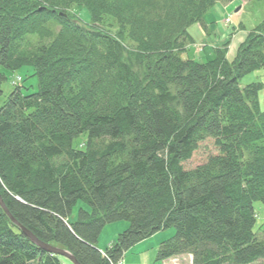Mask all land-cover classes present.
<instances>
[{
    "label": "trees",
    "instance_id": "1",
    "mask_svg": "<svg viewBox=\"0 0 264 264\" xmlns=\"http://www.w3.org/2000/svg\"><path fill=\"white\" fill-rule=\"evenodd\" d=\"M233 1L0 0V97L3 70L38 78L37 93L17 85L0 107V194L20 224L80 264H117L169 229L158 262L264 264V85H240L264 69V20L233 62L227 43L205 63L182 58L191 28ZM208 139L219 154L185 170ZM79 202L89 211L72 222ZM121 222L102 253L103 230ZM0 264L63 263L0 207Z\"/></svg>",
    "mask_w": 264,
    "mask_h": 264
},
{
    "label": "rangeland",
    "instance_id": "2",
    "mask_svg": "<svg viewBox=\"0 0 264 264\" xmlns=\"http://www.w3.org/2000/svg\"><path fill=\"white\" fill-rule=\"evenodd\" d=\"M236 1L237 2L235 4L230 6V15L227 13L228 9H226L230 3H220V5H217L207 13L204 20L208 28L211 29L212 33L209 37H207V39L196 35L199 45L201 42L205 41L206 47L202 48L203 46H200L196 48V50L189 48L182 58H190L197 60L198 62L205 63L215 58V48L222 47V45L227 43L229 44V48L227 50L226 58L229 62H233L235 60L241 45L248 37L249 31L258 26L264 20V0ZM223 7H226V13ZM237 8L238 13L236 12V14H234ZM72 9V12L76 13L84 23L89 22L90 15L87 10L80 8ZM111 23L113 24V27L116 28V24L113 21H111ZM56 31L58 32V27L56 28ZM30 42H32V40H30ZM3 72L7 76V81H5L2 86L3 95L0 97V107L5 105L10 94L14 91V83L18 84V86L21 87L23 93L26 95L38 92V78L35 76L33 77V68L26 67L14 73L7 70H3ZM19 78H21L23 81L19 82ZM257 83H262L264 85V69L258 72L250 73L240 80V85L242 88ZM260 104L262 110L264 111V91L260 93ZM218 154L219 151L215 145V141L212 139L205 140L199 144V147L193 154L192 158L184 163V168L188 171L195 170L196 168L206 164L210 157L216 156ZM80 209L89 211L88 207L84 203L79 202L74 208L72 216H70L71 221H73V219L77 221L78 212ZM255 210L257 214L255 234L259 240H264V204L256 203ZM122 226H125V224L117 223L115 226H108L106 228L101 237L100 243V246L103 248V250H106L109 247L110 242L113 243L117 239L118 235L115 237V234H119L118 232L121 231L119 227ZM120 233H122V231ZM174 235L175 229H169L159 233L158 240L160 241V238H163V240L166 241L172 238ZM147 253L148 254H142L139 256H131L132 259L130 258L128 260H130L129 262L133 264H143L146 260H148V262L151 260L149 264H154L155 260H152V257L154 256L155 251ZM61 261L63 264H69L66 260L61 259ZM187 264H189V260L187 261Z\"/></svg>",
    "mask_w": 264,
    "mask_h": 264
},
{
    "label": "crops",
    "instance_id": "3",
    "mask_svg": "<svg viewBox=\"0 0 264 264\" xmlns=\"http://www.w3.org/2000/svg\"><path fill=\"white\" fill-rule=\"evenodd\" d=\"M223 9H224V11H225V7H223ZM225 13H226V11H225ZM210 30V33H211V29H209ZM191 33H192V35H193V37L196 39V41H197V38H196V35L197 36H201V38L203 37L202 36V34H201V31H200V29H199V27H193L192 29H191ZM121 223H124L125 224V226H122V227H119L120 229H121V231L123 232V231H125V230H127L128 228H129V225H128V223H125V222H121ZM117 224V223H116ZM116 224H113V225H109V226H115ZM120 224V223H119ZM108 227V226H107ZM106 227V228H107ZM106 228L104 229V231L106 230ZM113 228V227H112ZM116 228V227H115ZM113 230H115V229H113ZM104 231L102 232V234H101V236H100V239H99V242H98V245H97V247L101 250V251H103V248L100 246L101 244V237H102V235H103V233H104ZM121 231H119L118 233L119 234H121L120 232ZM161 233V232H160ZM119 234H115V237L117 236V235H119ZM159 234V233H158ZM158 234H156L154 237H152V238H150V239H148V240H145V241H143L142 243H141V246L142 247H140L137 251H134L135 250V248H134V250H130L128 253H126V255L124 256V260H125V262H126V264H133V263H130L129 261L130 260H128V259H132V257L133 256H139V255H144V254H148L147 252H152V251H155V254H154V256L152 257V260H155V262H154V264H163V262L162 261H157V252H158V248H159V245L162 243V242H164L165 240H163V238H160V241L158 240ZM112 242H110L109 243V246H110V244H111ZM139 246V245H138ZM137 247V246H136ZM150 250V251H149ZM132 256V257H131ZM183 258H185V257H183ZM151 261V260H150ZM149 261V262H150ZM149 262H148V260H146L143 264H149Z\"/></svg>",
    "mask_w": 264,
    "mask_h": 264
},
{
    "label": "water",
    "instance_id": "4",
    "mask_svg": "<svg viewBox=\"0 0 264 264\" xmlns=\"http://www.w3.org/2000/svg\"><path fill=\"white\" fill-rule=\"evenodd\" d=\"M0 207L3 209V211L6 213V215L8 216V218L11 220V222L16 225L18 228L21 229V231L36 245H38L39 247L43 248L44 250H46L47 252L51 253V254H56L62 257H65L67 259H69L73 264H80L77 259L71 255V253L67 250H61V249H57L54 247H50L48 245L43 244L42 242H40L30 231H28L26 228H24L23 226H21L18 221L13 217V215L10 213L8 207L6 206L5 202L3 201L1 195H0Z\"/></svg>",
    "mask_w": 264,
    "mask_h": 264
},
{
    "label": "bare ground",
    "instance_id": "5",
    "mask_svg": "<svg viewBox=\"0 0 264 264\" xmlns=\"http://www.w3.org/2000/svg\"><path fill=\"white\" fill-rule=\"evenodd\" d=\"M21 81H23L22 79L20 80L19 79V82H21ZM18 84H16V83H14V86H17ZM1 195V194H0ZM2 197V196H1ZM72 222H75V219H73V221ZM19 223V222H18ZM20 224V223H19ZM21 226H23L22 224H20ZM16 226V225H15ZM17 227V226H16ZM24 227V226H23ZM18 228V227H17ZM25 228V227H24ZM20 231H21V229L20 228H18ZM29 231V230H28ZM104 231V230H103ZM22 232V231H21ZM23 233V232H22ZM24 234V233H23ZM25 235V234H24ZM34 235V234H33ZM26 236V235H25ZM35 236V235H34ZM119 236V235H118ZM27 237V236H26ZM36 237V236H35ZM28 238V237H27ZM37 238V237H36ZM118 238V237H117ZM29 239V238H28ZM38 239V238H37ZM30 240V239H29ZM39 240V239H38ZM117 240V239H116ZM31 241V240H30ZM40 241V240H39ZM32 242V241H31ZM40 242H42V241H40ZM33 243V242H32ZM43 244H45V245H48V244H46V243H44V242H42ZM34 245H36L35 243H33ZM139 245V244H138ZM138 245H136L134 248H135V250H134V248H132L131 250H134V251H137L140 247H142L141 246V243H140V245L138 246ZM37 247H39L38 245H36ZM48 246H50V247H54V248H57V249H61V248H58V247H55V246H52V245H48ZM40 249H42L43 251H45V252H47L46 250H44L43 248H41V247H39ZM61 250H65V249H61ZM101 251V250H100ZM104 251L105 250H103V251H101L102 253H104ZM129 252V251H128ZM127 252V253H128ZM48 254H51V253H49V252H47ZM51 255H55V256H57V257H59V259L61 260V259H63V260H66L69 264H73L69 259H67V258H65V257H62V256H59V255H56V254H51ZM72 255V254H71ZM73 256V255H72ZM120 261H122V262H124V258H122ZM66 264V263H65ZM125 264H126V262H125Z\"/></svg>",
    "mask_w": 264,
    "mask_h": 264
},
{
    "label": "built area",
    "instance_id": "6",
    "mask_svg": "<svg viewBox=\"0 0 264 264\" xmlns=\"http://www.w3.org/2000/svg\"><path fill=\"white\" fill-rule=\"evenodd\" d=\"M117 264H118V263H117ZM119 264H124V262L121 261V262H119ZM175 264H179V263H178V262H175Z\"/></svg>",
    "mask_w": 264,
    "mask_h": 264
}]
</instances>
